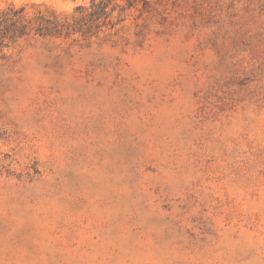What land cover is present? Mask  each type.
Returning a JSON list of instances; mask_svg holds the SVG:
<instances>
[{"label": "rangeland", "instance_id": "rangeland-1", "mask_svg": "<svg viewBox=\"0 0 264 264\" xmlns=\"http://www.w3.org/2000/svg\"><path fill=\"white\" fill-rule=\"evenodd\" d=\"M0 264H264V0H0Z\"/></svg>", "mask_w": 264, "mask_h": 264}]
</instances>
